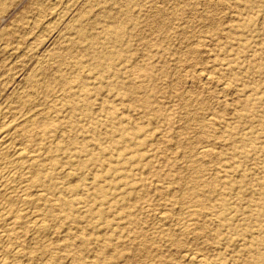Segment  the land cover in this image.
Returning <instances> with one entry per match:
<instances>
[{"label": "rangeland", "instance_id": "rangeland-1", "mask_svg": "<svg viewBox=\"0 0 264 264\" xmlns=\"http://www.w3.org/2000/svg\"><path fill=\"white\" fill-rule=\"evenodd\" d=\"M107 29L121 31L118 43L108 42ZM105 43L114 60L101 77L89 66L90 50ZM0 58V123L23 114L26 128L35 130L26 143L30 151L67 146L58 154L62 159L81 145L94 153L108 147L113 160L118 154L133 162L128 174L140 184L157 182L156 172L170 179L193 173L199 195L209 198V217L198 218L195 237L179 239L183 251L204 258L200 264H264V0H0ZM195 71L210 75L209 81L198 80ZM81 84L89 104L82 102ZM67 101L89 112L73 113ZM35 112L36 121L61 128L34 129L29 115ZM69 121L76 124L70 131L63 127ZM69 138L78 142L70 145ZM215 178L219 183L209 190L205 185ZM87 195L80 191L78 210L88 208ZM139 195L148 207L130 209L135 224L117 216H109V224L95 221L85 232L89 242L77 250L64 245L78 244L84 220L66 227L54 218L58 227L44 243L27 217L21 249L36 253L47 244L51 264H76L74 251L86 264H182L181 248L166 247L154 228L162 210L171 215L169 225L189 219L184 208L163 202L157 192ZM32 209L34 216L45 210L42 204Z\"/></svg>", "mask_w": 264, "mask_h": 264}, {"label": "bare ground", "instance_id": "bare-ground-1", "mask_svg": "<svg viewBox=\"0 0 264 264\" xmlns=\"http://www.w3.org/2000/svg\"><path fill=\"white\" fill-rule=\"evenodd\" d=\"M48 1L50 2V0ZM57 3L58 2H56V4ZM120 33L121 31L118 32L117 30L107 29L105 35L108 37V42L118 43L117 41ZM106 44L108 43L103 44L100 47V50H97L95 45H93L90 50L92 58L89 66L92 70H96L101 77L111 72L114 60L112 54L105 50ZM199 45L200 44L197 46ZM54 56L61 62L66 60L65 57H59L55 54ZM202 72L195 71L193 73L198 80L207 81L210 75H204L205 72ZM65 85L67 86V84ZM119 85L120 84L118 83H109L107 86L117 87ZM88 93L89 90L86 88V85L81 84L79 94L82 96V102H85V104H89L87 99ZM69 99L70 97H67V100ZM67 102L70 103L68 105V109L73 113L84 111L82 114L86 115L89 112L87 107L79 106L80 102ZM140 102L144 109H149V103L147 100H141ZM33 110L31 111L33 112ZM23 112H26V110ZM22 115L20 113L16 117L11 118V116L10 120L0 123V264H30L39 259H43L45 261H43L44 263L42 262L43 264L54 263L55 257L53 256L52 251L45 247L47 244H43V248L37 250L38 252L36 253L26 254L23 251L25 249H21V221L23 219H27V217L35 219L34 221L31 218L34 222V233L37 234L36 236L41 238L40 240L43 239L44 243H47L45 241H47V239L58 227V224H56L53 220L54 218H60L61 223L66 227H69L70 224L80 223L79 221L81 219L84 220L87 226L77 229L78 233H76L78 237H80V241L77 244L78 246L70 242L64 245V248L73 250H77V248L79 249L80 246L89 242L85 238L87 235L85 232L90 229L92 223L95 221L109 224L108 217L117 216L118 220L125 218L128 221V224H135L132 219L130 209L132 208L140 211L148 207L145 203L138 202L140 199L139 193L145 194L149 192H157L158 197L162 199L163 202L164 200H172L171 202L173 205L180 206V209L184 208L183 210L185 211V214L188 215L189 219H179L174 225H169L170 222L168 224V221L171 215L168 214L166 210H162L157 213V224L154 229L159 232V235L165 237L164 244H166V247L168 248H172L174 246L180 249L182 245L179 239L185 238L187 235H194L195 237V233L198 230V218L201 216L207 218L208 213L206 211L208 210V207L206 203L209 201V198H205L206 195L202 197L199 195L198 181L196 176L191 171V176H188L190 174L189 173L187 175L188 177L183 179H170L167 174L156 172L155 177H157V182L160 183L153 182L149 184H140V180H132L130 174H128L127 167L131 166L133 162L128 158L119 157L118 154L114 155L113 160V154L111 152L112 149L108 147H101L98 153H94L90 151L86 152L87 147H89L88 145H81L76 153H72V158L64 157L62 159L59 158L58 154L60 151L65 150L67 146H56L44 151L42 149V151H30L27 148L26 143L29 139H31L35 130L31 131L26 128L25 124L28 120ZM29 116L30 120L32 119L31 123H33L34 129L36 128L41 133H53L61 128L60 126L53 124L52 121H36L38 116L36 112L31 113ZM201 118H204V116ZM208 120L210 121V119ZM75 126L76 124L71 121L63 124L65 130L69 131L73 130ZM118 129L120 137L125 139V129H123L120 124L118 125ZM176 132L177 131L174 133ZM67 142L70 145H74L78 142V139L69 138ZM192 144H195V142ZM37 146L35 145V147ZM201 152H204V150ZM83 153L85 156L84 159H81ZM199 154L200 152L198 155ZM109 155L111 158H108ZM188 160L190 159L188 158ZM86 169H89L92 172L90 178L83 175V171ZM121 169H123L124 172H120ZM165 182H168L171 186L165 188L163 185H158L161 183L165 184ZM101 183L104 185H101ZM218 183L219 180L215 178L213 181L206 183L205 186L209 190H212ZM225 186L227 187L228 185ZM80 191H84V193L88 194V199L85 203H83L87 204L88 208H84L83 210H78L76 208V206L80 204L77 199ZM65 193H68L69 197L66 196ZM177 193H179L178 197L176 196ZM130 202L133 204L130 205ZM40 204H42V206L44 205L45 210L40 211L39 209L38 215H31L33 212L31 213L30 209L36 208ZM220 204L222 208L226 207L224 200L221 201ZM201 207L205 210H199ZM178 210L179 209H177V211ZM56 211H61L63 214L56 217ZM219 222L223 226H228L230 219L228 217H220ZM68 223L69 225H67ZM31 224L32 223H30V225ZM108 246L109 245H106L105 247ZM29 249H27V251H29ZM74 253L76 264H86L78 257V253H76V251H74ZM178 254V259L185 262V264H200L202 259H204H201V256H198L193 251H183L182 248L179 250ZM257 259L261 261L263 260V257H259Z\"/></svg>", "mask_w": 264, "mask_h": 264}]
</instances>
